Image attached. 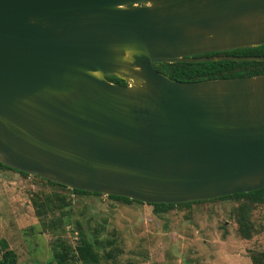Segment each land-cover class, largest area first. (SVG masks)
I'll return each mask as SVG.
<instances>
[{
	"label": "water",
	"instance_id": "obj_1",
	"mask_svg": "<svg viewBox=\"0 0 264 264\" xmlns=\"http://www.w3.org/2000/svg\"><path fill=\"white\" fill-rule=\"evenodd\" d=\"M263 45L264 0H0V165L146 205L264 188V73L153 68Z\"/></svg>",
	"mask_w": 264,
	"mask_h": 264
},
{
	"label": "rangeland",
	"instance_id": "obj_2",
	"mask_svg": "<svg viewBox=\"0 0 264 264\" xmlns=\"http://www.w3.org/2000/svg\"><path fill=\"white\" fill-rule=\"evenodd\" d=\"M67 190L0 168V243L16 254V264H54L58 244L76 246L77 227L98 264H252L253 255L264 264V203L250 207L252 232L244 240L232 200L154 213L146 204Z\"/></svg>",
	"mask_w": 264,
	"mask_h": 264
},
{
	"label": "trees",
	"instance_id": "obj_3",
	"mask_svg": "<svg viewBox=\"0 0 264 264\" xmlns=\"http://www.w3.org/2000/svg\"><path fill=\"white\" fill-rule=\"evenodd\" d=\"M244 56H262L264 57V45L250 49H238L227 52L208 53L196 57L201 58H216V57H244ZM153 68L166 75L169 79L177 82H195L208 79H232L251 77L261 75L264 73V61H234V60H216L209 62H178L171 64H154ZM109 82L114 84H121L122 81L113 77L106 78ZM1 169H11L0 165ZM20 175L27 176L23 173L16 172ZM45 181V180H44ZM46 183L67 190L64 186L45 181ZM68 191V190H67ZM72 194L76 195H92L99 196V194H92L83 191L70 190ZM58 198V197H57ZM108 199L122 203L134 202L122 197L107 196ZM232 200L238 203L235 208V223L237 225V233L240 238L248 240L251 237L252 226L247 217L251 206L264 203V188L252 191L249 193L234 194L231 196H224L209 201L188 202L183 204H153L148 205L152 207L154 213H165L172 208H188L193 204L208 203L214 201ZM48 203V200L46 199ZM42 204L35 203V213H42ZM78 241L73 249L69 246L58 244L59 250L53 254L54 264H72V261H77L82 264H98V257L92 248L91 243L84 235L82 229L77 227ZM261 256H251L252 264H262ZM16 254L0 243V264H16ZM130 264V263H127Z\"/></svg>",
	"mask_w": 264,
	"mask_h": 264
},
{
	"label": "clouds",
	"instance_id": "obj_4",
	"mask_svg": "<svg viewBox=\"0 0 264 264\" xmlns=\"http://www.w3.org/2000/svg\"><path fill=\"white\" fill-rule=\"evenodd\" d=\"M113 51L117 54V60L121 64H126V63H134L133 57L135 55V51L133 48L130 47H125L123 49L116 47L113 48ZM122 53V54H121ZM139 71V69H136ZM119 71L121 72H127L128 70L124 67L120 68Z\"/></svg>",
	"mask_w": 264,
	"mask_h": 264
},
{
	"label": "flooded vegetation",
	"instance_id": "obj_5",
	"mask_svg": "<svg viewBox=\"0 0 264 264\" xmlns=\"http://www.w3.org/2000/svg\"><path fill=\"white\" fill-rule=\"evenodd\" d=\"M122 84H123V82L120 85H122Z\"/></svg>",
	"mask_w": 264,
	"mask_h": 264
}]
</instances>
